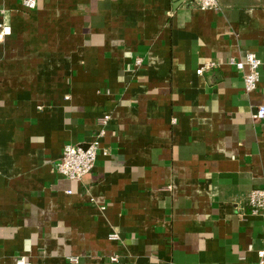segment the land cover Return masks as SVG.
Returning a JSON list of instances; mask_svg holds the SVG:
<instances>
[{"label":"crops","instance_id":"obj_1","mask_svg":"<svg viewBox=\"0 0 264 264\" xmlns=\"http://www.w3.org/2000/svg\"><path fill=\"white\" fill-rule=\"evenodd\" d=\"M218 2L0 0V264H257L264 0ZM249 52L247 93L230 62ZM106 113L93 171L63 177Z\"/></svg>","mask_w":264,"mask_h":264},{"label":"built area","instance_id":"obj_2","mask_svg":"<svg viewBox=\"0 0 264 264\" xmlns=\"http://www.w3.org/2000/svg\"><path fill=\"white\" fill-rule=\"evenodd\" d=\"M192 2L201 9H214L220 8L218 0H192ZM23 5L27 8L33 9L37 6V0H23ZM11 25L8 23H0V42H3L5 38L11 34ZM143 58L137 57L135 59V65L141 66ZM231 64L235 65L240 71L243 72L244 89L247 93L253 92L258 88V84L261 80V59L256 53L249 52L244 59L235 60L232 59ZM216 66L215 62H208L206 65L197 69L198 74H202L205 69ZM254 117L258 120L264 119V104L257 107ZM110 119V114L106 113L100 120V129L95 134V137L86 146L80 144L69 143L64 146L63 153L59 162L56 165V171L63 177L82 181L83 178L91 173L96 166L98 152L100 149L101 138L106 133V125ZM246 202L251 208V213L254 215L264 216V188L254 189L249 192L246 198ZM112 240H118L119 235L117 232H113L109 235ZM71 261L77 262L76 257H71ZM113 261H117V257H112ZM16 264H31L26 257H20L17 259ZM257 264H264V240L263 247L258 250V262Z\"/></svg>","mask_w":264,"mask_h":264}]
</instances>
